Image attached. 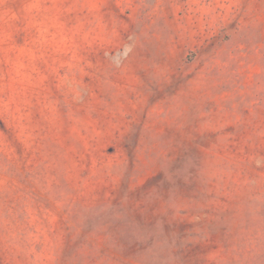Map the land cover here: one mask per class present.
Returning <instances> with one entry per match:
<instances>
[{
    "label": "rangeland",
    "instance_id": "374dc122",
    "mask_svg": "<svg viewBox=\"0 0 264 264\" xmlns=\"http://www.w3.org/2000/svg\"><path fill=\"white\" fill-rule=\"evenodd\" d=\"M0 264H264V0H0Z\"/></svg>",
    "mask_w": 264,
    "mask_h": 264
}]
</instances>
